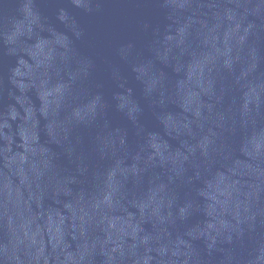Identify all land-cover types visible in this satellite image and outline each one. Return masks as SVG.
<instances>
[{
    "label": "water",
    "instance_id": "1",
    "mask_svg": "<svg viewBox=\"0 0 264 264\" xmlns=\"http://www.w3.org/2000/svg\"><path fill=\"white\" fill-rule=\"evenodd\" d=\"M0 264H264V0H0Z\"/></svg>",
    "mask_w": 264,
    "mask_h": 264
}]
</instances>
